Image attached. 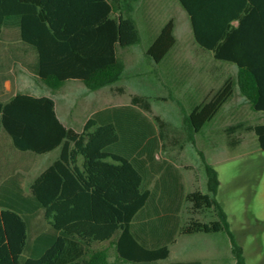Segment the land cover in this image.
Here are the masks:
<instances>
[{
  "label": "trees",
  "instance_id": "trees-1",
  "mask_svg": "<svg viewBox=\"0 0 264 264\" xmlns=\"http://www.w3.org/2000/svg\"><path fill=\"white\" fill-rule=\"evenodd\" d=\"M133 1L0 0V35L9 18L14 19L21 41L36 53L34 73L49 88L78 79L96 90L120 78L125 68L121 50L140 40ZM178 1L195 42L214 59L236 67L234 80L226 79L207 100L184 113L190 138L213 118L235 86L254 111L264 113V0ZM174 43L170 19L147 54L160 62ZM131 103L151 109L144 95H131ZM155 119L163 123L159 116ZM136 122L128 113L98 110L76 131L59 120L52 97L18 92L0 100V132L14 148L36 154L59 148L58 157L30 182L28 193L12 179L0 185V264H160L168 257L167 243L150 247L134 233L133 220L150 194L133 156L134 145L144 144L150 131ZM247 128L264 149V122ZM202 159L208 192L186 193L192 215L178 234L226 231L236 264H246L214 197L216 170ZM38 210L50 230L36 235L29 246L28 217ZM200 211H212L214 218L193 215ZM104 241L114 247L112 262L106 249L93 248Z\"/></svg>",
  "mask_w": 264,
  "mask_h": 264
},
{
  "label": "rangeland",
  "instance_id": "rangeland-1",
  "mask_svg": "<svg viewBox=\"0 0 264 264\" xmlns=\"http://www.w3.org/2000/svg\"><path fill=\"white\" fill-rule=\"evenodd\" d=\"M132 15L140 40L121 50L125 68L117 81L91 90L81 80L68 79L60 88L51 89L25 66L2 64L0 100L5 101L18 92L60 96L65 109L73 105L72 122L79 129L87 116L98 110L128 113L150 131L144 143L161 148L154 154L168 156L174 164L184 165L180 170L188 192L195 189L208 192L203 155L216 170L219 184L214 197L243 249L246 264H264V149L259 147L253 131L247 128L264 122V113L254 111L235 86L231 97L213 118L190 138L183 122L184 113L207 100L226 79L234 80L236 67L214 59L211 51L195 42L188 15L178 0H134ZM170 19L174 23L175 43L160 62H155L147 49ZM5 48L24 50L26 58L33 57L32 49L16 37L3 36L0 49ZM6 78L11 87L4 92L2 83ZM133 94L147 96L150 111L132 104ZM156 115L163 123L155 119ZM57 156V150L45 154L20 151L1 131L0 185L12 179L28 193L32 179ZM190 209L189 202L185 201L182 224L192 215ZM193 215L202 220L214 218L212 211ZM28 228L29 242L38 233L49 230L42 210L29 215ZM175 241L170 257L160 264H176L178 260L191 264H236L226 231L177 234ZM109 259H113L112 249Z\"/></svg>",
  "mask_w": 264,
  "mask_h": 264
},
{
  "label": "crops",
  "instance_id": "crops-1",
  "mask_svg": "<svg viewBox=\"0 0 264 264\" xmlns=\"http://www.w3.org/2000/svg\"><path fill=\"white\" fill-rule=\"evenodd\" d=\"M3 36L6 39H12L16 37L21 41L19 35V29L15 25L14 19L9 18L7 24L2 28L0 39ZM32 51H33V57L28 59L26 58L27 55L24 50H14L10 48L0 49V66L2 64H7V65L10 64L11 66L16 64L22 67L25 66L27 69H29L34 73V66L36 63V53L33 49ZM10 87H11L10 80L8 78L4 79L2 83V89L4 90V92H7V90H9ZM53 100L55 103L56 114L59 120L65 126L72 127L74 130L80 131L82 128L81 129L77 128L72 122L73 105L71 104L69 109H65L64 108L65 105H63L64 103L62 104V98L60 96L53 98ZM88 117L89 116H87V118ZM133 149H134L133 156L136 159V164L138 168L144 173L143 187L145 189L150 190L149 198L146 205L137 212L133 220L134 233H136L150 247L167 243L169 247V255L166 259H168L171 254V247L176 242L175 235L178 234V227L182 224V222L180 221L182 219L181 217H182L183 205L184 202L186 201L185 195L186 193H188V191H186L184 187V182H185L184 175L182 174V170H180V168H184V165L180 166L174 164L170 160V157L168 156L160 157L159 154H154L157 151H161V148L159 149L154 144L148 145L144 143L138 146L134 145ZM53 150H57L59 155V148H55ZM198 151L201 152V150ZM57 157H54L53 160H55ZM53 160H51L50 163ZM50 163H48L45 167H47ZM186 174H187V180H189V174L188 173ZM152 181H154V184L151 183ZM46 231H42V232H46ZM34 238L30 242L28 239L29 246L33 244ZM93 248L106 249L107 260L109 262L115 260V250L110 241L95 242L93 244ZM111 249L113 253L112 260L109 259ZM27 254L28 251H25L22 257L23 258L26 257ZM179 261L190 262L186 260H178L176 262ZM124 264H140V263H124Z\"/></svg>",
  "mask_w": 264,
  "mask_h": 264
}]
</instances>
